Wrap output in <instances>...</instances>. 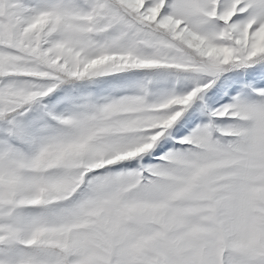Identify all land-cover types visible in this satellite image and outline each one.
I'll list each match as a JSON object with an SVG mask.
<instances>
[{"label": "snow or ice", "instance_id": "1", "mask_svg": "<svg viewBox=\"0 0 264 264\" xmlns=\"http://www.w3.org/2000/svg\"><path fill=\"white\" fill-rule=\"evenodd\" d=\"M0 264H264V0H0Z\"/></svg>", "mask_w": 264, "mask_h": 264}]
</instances>
